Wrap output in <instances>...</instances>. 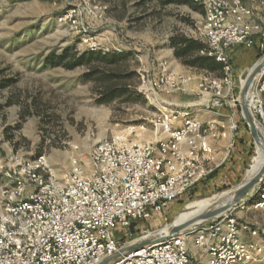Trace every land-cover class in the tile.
<instances>
[{
	"label": "built area",
	"instance_id": "1",
	"mask_svg": "<svg viewBox=\"0 0 264 264\" xmlns=\"http://www.w3.org/2000/svg\"><path fill=\"white\" fill-rule=\"evenodd\" d=\"M193 1L205 10L198 28L206 47L201 54L224 68L222 77L198 80L202 108L162 111L154 122L156 138L147 144L129 145L119 137L97 145L89 158L73 154L64 179L52 172L45 154L20 159L4 174L9 185L0 212V264H100L149 237L142 225L228 160L240 136L235 115L241 108L228 50H252L257 41L264 42V12L254 21V10L242 0ZM163 69L155 80L142 78L154 94L178 91L190 80ZM250 107L264 130V70ZM252 200V207L264 209V189ZM249 229L231 211L112 264H197L191 245L206 255L207 264L264 263V242L246 241ZM250 234L259 237L256 230Z\"/></svg>",
	"mask_w": 264,
	"mask_h": 264
},
{
	"label": "rangeland",
	"instance_id": "2",
	"mask_svg": "<svg viewBox=\"0 0 264 264\" xmlns=\"http://www.w3.org/2000/svg\"><path fill=\"white\" fill-rule=\"evenodd\" d=\"M242 2L254 10V21L259 20L264 0ZM199 10L177 4L162 7L147 0H0V85H6L0 87V212L9 185L4 174L20 159L45 154L52 172L64 179L70 173L73 154L89 158L97 145L119 137L129 145L147 144L156 138L154 122L162 111L202 108L198 80L222 75L186 68L169 49V40L177 33L201 39L198 28L205 10ZM94 48L130 54L124 65L130 74L125 81L127 92L106 98L96 83L86 78L90 72L87 66L67 70L45 65L46 59L66 50ZM256 53L260 58L250 63L232 60L238 93L247 67L264 57V51ZM163 68L190 80L178 91L154 94L142 85V78L155 80ZM235 117L244 120L241 108ZM242 134L243 140L233 142L228 160L213 179L142 225L143 232L159 231L173 224L191 203L232 193L243 185L257 147L254 141L250 144L251 139L244 143L248 134L244 129ZM263 189L264 184L232 210L239 222L250 228L245 232L249 242H264V209L252 207V199ZM253 230L259 237H252ZM191 252L197 253L193 245Z\"/></svg>",
	"mask_w": 264,
	"mask_h": 264
},
{
	"label": "trees",
	"instance_id": "3",
	"mask_svg": "<svg viewBox=\"0 0 264 264\" xmlns=\"http://www.w3.org/2000/svg\"><path fill=\"white\" fill-rule=\"evenodd\" d=\"M139 1V0H138ZM148 2H156L162 7H168L171 5H182L188 6L192 11H200L201 5L194 2L193 0H147ZM202 13H205L202 12ZM264 42L262 40L257 41L253 49L258 47V44L262 45ZM169 49L173 52L175 60L179 61L184 67L191 69L204 70L206 72H213L219 75H223L224 68L223 65L215 60L213 57H208L207 55H202L201 52L206 49L205 44L196 38H190L183 34H175L169 40ZM252 49V50H253ZM260 51L264 49L259 48ZM259 51V52H260ZM130 54L118 52L111 50L110 52H103L101 50H86L85 52H76L66 50L61 56L49 57L45 61V65L51 68H65L67 70L78 69L81 66H87L89 68V73L86 78L92 79L97 88L99 89L101 95L106 98H114L119 94H124L128 91L129 87L125 83L128 78V71L125 69V63L128 61ZM260 58V55L257 56ZM5 84H1L0 87H5ZM238 92V84H237ZM240 124V136L236 139L237 141L243 140L242 131L248 134L247 139L250 140V144H253V138L251 133H249V128L244 120H238ZM235 142V143H236ZM245 141L244 143H247ZM243 143V141H241ZM217 171L213 175L209 176L207 179L202 180L198 185L192 189L189 193L196 190L198 186L210 179H213L217 175ZM189 193L185 194L183 197L187 196Z\"/></svg>",
	"mask_w": 264,
	"mask_h": 264
},
{
	"label": "water",
	"instance_id": "4",
	"mask_svg": "<svg viewBox=\"0 0 264 264\" xmlns=\"http://www.w3.org/2000/svg\"><path fill=\"white\" fill-rule=\"evenodd\" d=\"M254 66L256 67V69L247 78L245 86H242L240 90L239 100L242 117L244 118L245 123H247L249 133H251V136L257 147L263 145L264 130L260 126L257 118L254 117L250 107V102L251 97L255 92L257 81L264 70V57H261V59ZM263 182L264 169L258 175L257 178L248 182L247 185L238 188L232 194L230 202L223 204H215V206L208 208L204 212L200 213L198 216L194 217L192 220L183 223L182 225L173 226V223L170 225L165 234H161V230H159L152 233L147 238H143L140 241L134 242L131 245L122 247L115 256L103 260L102 262H100V264H112L114 262H117V260L123 257L124 255H129L133 252L145 249L152 245L165 242L167 239L179 237L183 234L190 233L196 230L199 225L216 220L217 217L231 212L233 209L239 207L243 202L247 201L248 197L251 196L254 191L256 192L262 187V185L264 184Z\"/></svg>",
	"mask_w": 264,
	"mask_h": 264
},
{
	"label": "bare ground",
	"instance_id": "5",
	"mask_svg": "<svg viewBox=\"0 0 264 264\" xmlns=\"http://www.w3.org/2000/svg\"><path fill=\"white\" fill-rule=\"evenodd\" d=\"M255 69L256 67L254 65L247 67V69L244 72V79H241L240 81L241 87L245 86V82L247 78L253 73ZM256 150H257L256 156L253 158V161L250 165V169L248 170L246 174V178L242 183L243 185L237 187L232 193L223 192L211 198L201 199L197 202L191 203L187 208L188 210L186 212H183L180 216L176 218V221L174 222L173 226L182 225L183 223L192 220L194 217L198 216L200 213L204 212L208 208L215 206V204H223L230 202V199L232 198V194L238 188L247 185L248 182L257 178L258 175L264 169V141H263V145L257 146ZM169 227L170 225H167L166 227L162 228L161 234H165Z\"/></svg>",
	"mask_w": 264,
	"mask_h": 264
},
{
	"label": "crops",
	"instance_id": "6",
	"mask_svg": "<svg viewBox=\"0 0 264 264\" xmlns=\"http://www.w3.org/2000/svg\"><path fill=\"white\" fill-rule=\"evenodd\" d=\"M264 49V43L262 45L258 44V47L256 50H243L241 48H233L228 50V54L231 57V60L235 61L234 63L244 64V63H250L251 61H254V59L259 55L256 53V51H260L259 48ZM172 52V51H171ZM200 116L204 119H213L212 114L208 113H202ZM226 143L223 142L220 145L224 146ZM251 239H253L251 237ZM191 251V248H190ZM194 255V254H193ZM196 257L197 264H207V257L206 255L202 254L201 252H198L194 255Z\"/></svg>",
	"mask_w": 264,
	"mask_h": 264
}]
</instances>
